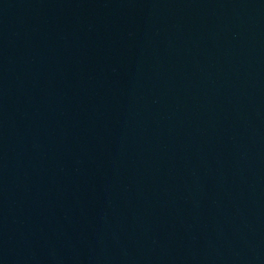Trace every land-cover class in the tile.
<instances>
[{
	"label": "water",
	"instance_id": "obj_1",
	"mask_svg": "<svg viewBox=\"0 0 264 264\" xmlns=\"http://www.w3.org/2000/svg\"><path fill=\"white\" fill-rule=\"evenodd\" d=\"M0 264H264V0H0Z\"/></svg>",
	"mask_w": 264,
	"mask_h": 264
}]
</instances>
